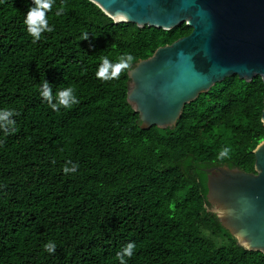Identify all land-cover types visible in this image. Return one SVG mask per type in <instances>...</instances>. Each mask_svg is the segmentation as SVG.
Here are the masks:
<instances>
[{"label":"trees","instance_id":"obj_1","mask_svg":"<svg viewBox=\"0 0 264 264\" xmlns=\"http://www.w3.org/2000/svg\"><path fill=\"white\" fill-rule=\"evenodd\" d=\"M32 6L0 0V110L14 113L0 129V264H119L128 243L127 264H264L206 212L205 173H253L262 80L227 78L185 105L173 129L142 130L127 71L191 28L115 24L88 0H55L53 31L33 43L23 23ZM129 54L111 79L97 77L105 58ZM44 81L54 97L73 88L77 102L53 110Z\"/></svg>","mask_w":264,"mask_h":264},{"label":"water","instance_id":"obj_2","mask_svg":"<svg viewBox=\"0 0 264 264\" xmlns=\"http://www.w3.org/2000/svg\"><path fill=\"white\" fill-rule=\"evenodd\" d=\"M88 1L115 24L191 28L127 71L126 101L142 130L173 129L185 105L227 78L249 83L259 77L264 85V0ZM253 155V173L225 166L205 170L206 212L237 246L264 256V141Z\"/></svg>","mask_w":264,"mask_h":264},{"label":"clouds","instance_id":"obj_3","mask_svg":"<svg viewBox=\"0 0 264 264\" xmlns=\"http://www.w3.org/2000/svg\"><path fill=\"white\" fill-rule=\"evenodd\" d=\"M55 0H33V6L27 12L25 19L23 21L27 34L32 38V42L35 43L41 38V34L44 32H52L53 28L49 25L48 20L46 19V13L51 10ZM59 14V12L57 13ZM82 40L88 39V34H82ZM133 57L129 54L126 57H121L119 62L113 65L107 58H105L98 69L96 75L101 79H111L113 76L117 74V70L121 65H126L132 61ZM112 68L114 71L110 75H106L108 69ZM41 95L48 102L49 106L53 110H57L59 107L63 106L64 108H68L71 105L77 102L76 96L74 95V90L71 87L63 88L58 91L56 96L52 95V89L49 86L47 81L41 85ZM55 100V103L53 101ZM14 113L9 110H0V129H9L14 125V121L9 119ZM264 123V120L261 121ZM228 151L225 148L221 155L226 154ZM77 170V165H72V167L65 166L63 168V172L67 173H75ZM44 251L49 254L55 252L56 245L52 242L45 244ZM135 248L134 243H128L126 246L122 248L121 251L117 252L116 258L119 260V264H127L126 257L131 258L133 255V250Z\"/></svg>","mask_w":264,"mask_h":264}]
</instances>
